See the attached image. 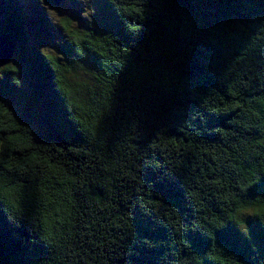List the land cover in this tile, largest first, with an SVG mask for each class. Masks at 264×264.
Here are the masks:
<instances>
[{
	"label": "trees",
	"instance_id": "16d2710c",
	"mask_svg": "<svg viewBox=\"0 0 264 264\" xmlns=\"http://www.w3.org/2000/svg\"><path fill=\"white\" fill-rule=\"evenodd\" d=\"M29 4L0 2V264H264V0Z\"/></svg>",
	"mask_w": 264,
	"mask_h": 264
},
{
	"label": "rangeland",
	"instance_id": "374dc122",
	"mask_svg": "<svg viewBox=\"0 0 264 264\" xmlns=\"http://www.w3.org/2000/svg\"><path fill=\"white\" fill-rule=\"evenodd\" d=\"M5 1H7V0H0V2H2V3L5 2ZM29 1L30 0H20V3L26 10L32 11V7L30 6ZM58 8H59V10L57 11V10L51 9L50 7L48 9H45V7L43 6V10L53 19H55V15H57L59 13L64 14V15L67 14V13L70 14V10L68 8L63 7L62 5H60V6L58 5ZM37 15H39V14H37ZM2 19L3 18L1 17L0 18V32L5 30L4 22H3ZM38 19H39V16H38ZM39 21L40 20H38V22ZM71 27L73 29H75V26H74L73 23L71 24ZM24 36H26L27 38H31L32 44H35L36 46H37L36 42H40V41L42 42V40H45V39H42V32H41V29H40L39 25H27V27L25 28ZM50 41L51 42H49L48 44H52L53 43L52 40H50ZM22 50H23V44H17V41H16L15 42V52H14L13 61H14V58H16L17 55ZM238 232L239 233H243V234L246 233L245 225H241L239 227Z\"/></svg>",
	"mask_w": 264,
	"mask_h": 264
},
{
	"label": "water",
	"instance_id": "95a60500",
	"mask_svg": "<svg viewBox=\"0 0 264 264\" xmlns=\"http://www.w3.org/2000/svg\"><path fill=\"white\" fill-rule=\"evenodd\" d=\"M56 5H60L63 0H53ZM16 38L11 32L6 30L0 32V68L9 63L15 52Z\"/></svg>",
	"mask_w": 264,
	"mask_h": 264
},
{
	"label": "clouds",
	"instance_id": "9594fccd",
	"mask_svg": "<svg viewBox=\"0 0 264 264\" xmlns=\"http://www.w3.org/2000/svg\"><path fill=\"white\" fill-rule=\"evenodd\" d=\"M62 3V2H61Z\"/></svg>",
	"mask_w": 264,
	"mask_h": 264
}]
</instances>
